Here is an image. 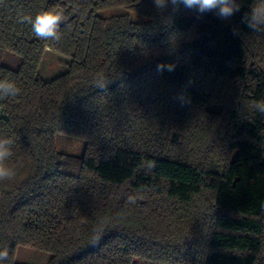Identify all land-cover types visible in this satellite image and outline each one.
I'll return each mask as SVG.
<instances>
[{"label":"trees","instance_id":"1","mask_svg":"<svg viewBox=\"0 0 264 264\" xmlns=\"http://www.w3.org/2000/svg\"><path fill=\"white\" fill-rule=\"evenodd\" d=\"M238 3L228 19L171 0L0 3V80L20 89L0 99L15 172L0 264L18 246L48 264H264V26L242 22L258 0ZM57 9L59 40L20 22ZM47 53L67 62L45 80Z\"/></svg>","mask_w":264,"mask_h":264},{"label":"clouds","instance_id":"2","mask_svg":"<svg viewBox=\"0 0 264 264\" xmlns=\"http://www.w3.org/2000/svg\"><path fill=\"white\" fill-rule=\"evenodd\" d=\"M173 5L183 3L187 8H196L199 13L206 11H212L218 8L216 13L223 19H228L236 12H239L241 5L238 0H171ZM3 3V0H0ZM155 4L161 9L164 7L165 0H155ZM178 8H174L177 10ZM64 19L63 10H48L38 13L35 18L30 16H21L20 22H28L31 24L32 31L35 36L40 39H55L59 40V27ZM242 22L246 23L248 27L254 30H260L264 26V0H258L251 10L250 14H245L242 17ZM172 65H168L169 70L172 69ZM164 68L163 64L157 65V70L161 71ZM103 87V84L98 85ZM20 89L9 80H0V99L4 97L16 96L19 94ZM256 108L264 113V102L257 103ZM6 144H12L10 139L0 138V181L5 179H11L15 176V172L12 168L6 164V158L12 155L11 150L6 149ZM9 253L7 248L0 251V260L8 257Z\"/></svg>","mask_w":264,"mask_h":264},{"label":"rangeland","instance_id":"3","mask_svg":"<svg viewBox=\"0 0 264 264\" xmlns=\"http://www.w3.org/2000/svg\"><path fill=\"white\" fill-rule=\"evenodd\" d=\"M66 62L67 60L61 56L47 53L41 64L39 75L41 78L48 80L62 73L65 70ZM55 142L56 148L60 152L74 156H80L83 152L82 140L57 134ZM49 257L50 254L43 250L18 246L14 259L19 264H48Z\"/></svg>","mask_w":264,"mask_h":264},{"label":"water","instance_id":"4","mask_svg":"<svg viewBox=\"0 0 264 264\" xmlns=\"http://www.w3.org/2000/svg\"><path fill=\"white\" fill-rule=\"evenodd\" d=\"M63 24V21L61 22V24L60 25H62Z\"/></svg>","mask_w":264,"mask_h":264}]
</instances>
